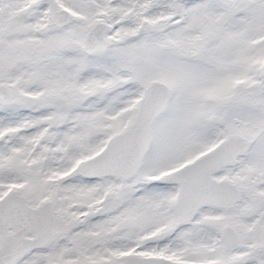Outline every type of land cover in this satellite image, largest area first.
Wrapping results in <instances>:
<instances>
[{"label": "snow or ice", "instance_id": "snow-or-ice-1", "mask_svg": "<svg viewBox=\"0 0 264 264\" xmlns=\"http://www.w3.org/2000/svg\"><path fill=\"white\" fill-rule=\"evenodd\" d=\"M0 264H264V0H0Z\"/></svg>", "mask_w": 264, "mask_h": 264}]
</instances>
